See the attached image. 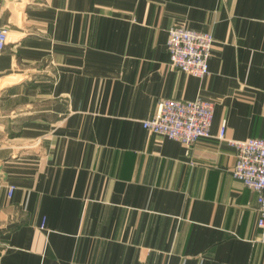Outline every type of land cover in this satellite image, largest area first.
Here are the masks:
<instances>
[{
    "label": "crops",
    "instance_id": "1",
    "mask_svg": "<svg viewBox=\"0 0 264 264\" xmlns=\"http://www.w3.org/2000/svg\"><path fill=\"white\" fill-rule=\"evenodd\" d=\"M175 24L212 33L204 76ZM0 26V264H264L228 142L264 137V0H0ZM197 96L190 146L143 127Z\"/></svg>",
    "mask_w": 264,
    "mask_h": 264
},
{
    "label": "built area",
    "instance_id": "2",
    "mask_svg": "<svg viewBox=\"0 0 264 264\" xmlns=\"http://www.w3.org/2000/svg\"><path fill=\"white\" fill-rule=\"evenodd\" d=\"M8 29L0 26V50L4 49ZM214 37L209 31L175 24L168 28L166 46L169 64L186 73L202 77L208 73V59ZM212 100L197 96L193 99L161 98L151 117L141 120L147 130L182 142L186 147L199 137L207 136L212 124ZM234 147L235 161L232 176L255 192L258 240L264 242V137L229 139ZM15 186L7 185L8 195Z\"/></svg>",
    "mask_w": 264,
    "mask_h": 264
}]
</instances>
